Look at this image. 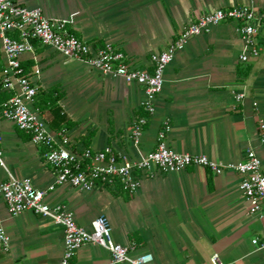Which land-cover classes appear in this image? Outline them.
<instances>
[{
    "label": "crops",
    "instance_id": "1",
    "mask_svg": "<svg viewBox=\"0 0 264 264\" xmlns=\"http://www.w3.org/2000/svg\"><path fill=\"white\" fill-rule=\"evenodd\" d=\"M15 1L65 21L94 49L112 45L142 67L201 15L235 6L264 15V0ZM237 28L235 22L214 25L175 54L138 144L131 139V128L145 114L143 86L66 59L37 42L36 61L27 53L22 63L33 61L39 67V76L30 75L37 89L57 88L63 94L58 105L75 123L65 134L76 153L110 147L117 157L137 160L156 148L159 132L167 128L166 143L176 153L231 165L251 149L264 172V22L260 55L245 64L239 61L243 42ZM4 61L0 51V72ZM236 93L244 94L240 103L234 100ZM0 137L5 164L0 185L9 177L29 179L34 187L48 190L46 203L65 206L87 229L104 215L113 240L131 248V257L150 256L151 264H212L217 254L223 264H264V250L252 244V239L264 238V209L250 212L239 189L242 176L235 171L217 175L209 168L189 166L153 177L139 173L140 186L133 195L101 183L81 191L55 184L43 147L1 114ZM0 228L9 237L6 251L0 244V264H57L61 259L63 229L32 211L12 216L1 198ZM109 259L105 248L89 243L71 264H108Z\"/></svg>",
    "mask_w": 264,
    "mask_h": 264
},
{
    "label": "built area",
    "instance_id": "2",
    "mask_svg": "<svg viewBox=\"0 0 264 264\" xmlns=\"http://www.w3.org/2000/svg\"><path fill=\"white\" fill-rule=\"evenodd\" d=\"M263 20L262 13L248 6L216 9L188 23L164 50L150 55L148 66L142 67L130 63L128 56L112 45L94 49L75 35L65 21L49 19L40 8H28L15 0H0V51L5 57L0 72V91L10 94L0 114L29 134L34 144L43 147L44 161L52 169L57 185L67 184L81 191H92L98 183L112 189L120 185L123 191L133 195L140 186L139 173L153 177L189 166L209 168L217 175L235 171L242 176L239 189L249 203L250 212H259L264 209V172L258 156L251 149L244 152L238 163L221 165L204 155L174 152L166 143L167 128H163L159 132L156 148L137 160L125 155L117 157L110 147L99 151L84 149L81 153L72 151L65 131L51 132L38 109L32 106L37 84L24 73L22 56L29 53L36 61L34 42H37L42 48H49L66 59L85 62L104 74L143 86L142 109L145 114L138 116L131 128V139L138 144L144 127L155 112V100L163 89L165 70L191 37L208 32L214 25L235 22L243 42L239 61L245 64L260 55L258 37ZM32 72L39 76V67L34 66ZM243 98V93L234 94L237 103ZM260 129L264 130V123H260ZM1 141L0 137V167H4ZM47 193V189L34 187L29 179L9 177L0 185V198L10 215L32 211L63 229L64 249L57 264H71L77 251L89 243L109 252L108 264H151L150 256L131 257V248L113 240L109 221L104 215L97 217L90 229L79 226L74 214L65 206L46 203ZM0 244L5 251L9 248V237L2 228ZM252 244L264 250V238H254ZM211 262L223 264L217 254L211 257Z\"/></svg>",
    "mask_w": 264,
    "mask_h": 264
},
{
    "label": "trees",
    "instance_id": "3",
    "mask_svg": "<svg viewBox=\"0 0 264 264\" xmlns=\"http://www.w3.org/2000/svg\"><path fill=\"white\" fill-rule=\"evenodd\" d=\"M22 67L24 69V73L30 76L32 74L31 71L34 68V62L30 61L26 64L22 63ZM9 97L10 95L6 94L5 92H1L0 103H4ZM62 97L63 94L60 93L57 88H52L47 91L38 88L34 98L35 108L38 109L41 118L53 131H65L75 125V123L72 122V120L62 111V108L58 105V101ZM116 187L122 190L120 185H116Z\"/></svg>",
    "mask_w": 264,
    "mask_h": 264
}]
</instances>
